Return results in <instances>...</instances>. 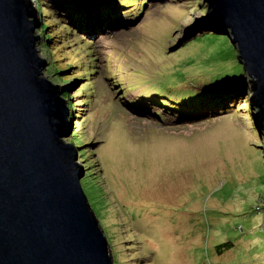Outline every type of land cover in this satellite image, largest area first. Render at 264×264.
<instances>
[{
  "label": "rangeland",
  "instance_id": "1",
  "mask_svg": "<svg viewBox=\"0 0 264 264\" xmlns=\"http://www.w3.org/2000/svg\"><path fill=\"white\" fill-rule=\"evenodd\" d=\"M31 1L40 28L41 0ZM140 2L123 7L136 10ZM143 4L138 14L125 15L93 37L62 32L70 40L67 51L77 56L69 60L72 65L90 68L85 49L95 55L93 74L66 85L67 107L91 92L93 97L79 113L68 108L70 131L62 140L75 147L68 136L85 132L92 142L88 167L85 146L75 147L76 163L84 169L82 177L92 172L83 190L105 232L112 264H264V140L248 116V99L191 117L162 104L146 107L144 101L140 107L133 99L139 92L145 99L158 91L170 96L171 79L192 84L235 71V49L227 36L208 34L214 29L201 19V0ZM39 28L36 48L47 62L44 73L48 51L40 47ZM182 37L185 42L173 48ZM81 115L88 117L83 125ZM81 150L85 160L78 158ZM133 219L146 225L134 237L135 226L122 225ZM228 241L232 245L213 257L214 247Z\"/></svg>",
  "mask_w": 264,
  "mask_h": 264
},
{
  "label": "water",
  "instance_id": "2",
  "mask_svg": "<svg viewBox=\"0 0 264 264\" xmlns=\"http://www.w3.org/2000/svg\"><path fill=\"white\" fill-rule=\"evenodd\" d=\"M201 2L202 21L235 49L264 140V0ZM38 28L31 0H0V264H112L76 149L62 140L68 107L43 75Z\"/></svg>",
  "mask_w": 264,
  "mask_h": 264
},
{
  "label": "trees",
  "instance_id": "3",
  "mask_svg": "<svg viewBox=\"0 0 264 264\" xmlns=\"http://www.w3.org/2000/svg\"><path fill=\"white\" fill-rule=\"evenodd\" d=\"M135 1L137 0H41L42 4L38 5L37 8L40 10V14H42L39 28L41 34L40 41H42L40 47L42 50L46 49L45 51H48L47 61L49 62V65L44 73L48 75V77L50 78L49 80L54 84H58L59 86L65 85L64 89H62V97H70L68 88H66L68 82L72 84L75 78L83 77L84 79L86 78L85 76L92 75L94 72L93 68L95 67V55H92L93 51L90 49H85L86 52H89L91 54L86 58V60L90 61V68H78L76 64L72 65L73 62L70 63L72 59L76 60L77 56L74 57L67 51L69 47L68 43H70V40H68V36H63V38L62 32L67 31L68 35L71 34V31L72 33H74V30H76L81 33L83 32V34H86L87 36L93 37L95 33H97V31H100L101 29L103 30L110 25H118L119 22L124 19L125 15L134 16L135 13L138 14L144 7V0H141L139 7L136 8V10H133L132 8L126 10L123 7L124 4H135ZM55 11H59V13H56ZM206 34L207 33L202 32L201 36ZM208 34L211 35L216 33L211 32ZM201 36L197 35L195 39L200 38ZM82 44H78V47H83ZM72 50L77 51L78 48L74 47L72 48ZM235 62L237 64L235 66L237 67V70L225 71L223 74H215L213 78L210 77L204 80L200 78V80L203 81H198V78H195L196 82L192 84L184 83L183 78L171 79L170 82L167 83V88L171 93L170 96L167 94L163 95L158 91L157 95H150L149 98L151 99L149 100V98H144L142 92H139L133 99L138 101L140 107L145 101L147 103L145 104L146 107H149L151 103L153 105L158 104V108L163 105L165 107L167 106L168 110H174L186 115H193L195 113L198 114L204 111H212L213 109L215 110V108L222 110V108L225 107V104L229 103L230 101H233L236 98H245L248 99L245 108L248 109V116L251 118V123L253 124L254 122L251 116L252 107L250 104V99L247 98L250 93L248 82L246 83V78H244L245 75L243 73L242 67L238 64L237 59L235 60ZM66 63L67 66H64ZM86 82H89V79H87ZM135 87L136 85L130 86L128 84V89H133ZM78 94V92H75L74 95ZM92 97L93 93L91 92L89 98L85 97L81 98L80 100H74V102L72 103H68V108L72 110L71 113L73 114L79 113L83 111L85 101H89L88 104H92ZM72 98L73 96L71 97V99ZM182 105H188L189 109H181L180 107H182ZM78 108H80L79 111ZM81 117V125H83L84 121H86L88 117L87 115H81ZM254 131L256 134H258L256 130ZM68 140L72 142L75 147H86L87 152H89L90 154L89 157H91L87 158V160L85 161L84 166H86L87 161L92 159L95 154L94 150H90L89 146L92 145V142L87 136V133L75 132L72 135L68 136ZM84 151L86 150H81L78 153V158H80V160L86 159L85 157L87 153H83ZM88 164L89 163H87V165ZM91 175L92 172L88 170L81 178L80 182L82 189H84L83 187L85 182H87L88 180L87 178ZM85 195L88 201L87 194ZM89 202L93 209V202ZM130 223H128L126 220H122V225L126 224V226L128 227L135 226L134 229L131 230V235H133V237L134 232H136L134 231L135 229L140 230V228L146 226L145 224H143V222L135 219L131 220ZM142 238L144 239V241H146V237ZM231 245L232 242L228 241L215 246V254L213 257L221 254V251L224 250L223 248H229ZM150 252L153 253L154 250L152 249V251ZM147 264L152 263H149V261H147Z\"/></svg>",
  "mask_w": 264,
  "mask_h": 264
},
{
  "label": "clouds",
  "instance_id": "4",
  "mask_svg": "<svg viewBox=\"0 0 264 264\" xmlns=\"http://www.w3.org/2000/svg\"><path fill=\"white\" fill-rule=\"evenodd\" d=\"M33 2V1H32ZM34 5V4H33ZM36 7V6H35ZM214 33V32H213ZM86 35V34H85ZM81 181V180H80ZM81 183V182H80ZM82 187V186H81ZM90 203V202H89ZM97 217V216H96ZM98 219V218H97ZM99 222V221H98ZM100 227H101V224H100ZM102 228V227H101Z\"/></svg>",
  "mask_w": 264,
  "mask_h": 264
},
{
  "label": "bare ground",
  "instance_id": "5",
  "mask_svg": "<svg viewBox=\"0 0 264 264\" xmlns=\"http://www.w3.org/2000/svg\"><path fill=\"white\" fill-rule=\"evenodd\" d=\"M111 26V25H110ZM113 26V25H112ZM109 27V26H108Z\"/></svg>",
  "mask_w": 264,
  "mask_h": 264
}]
</instances>
